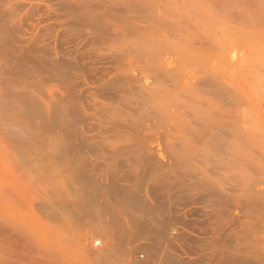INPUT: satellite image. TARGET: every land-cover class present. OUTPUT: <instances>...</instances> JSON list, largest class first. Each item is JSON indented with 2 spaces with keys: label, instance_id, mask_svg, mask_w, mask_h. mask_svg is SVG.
<instances>
[{
  "label": "bare ground",
  "instance_id": "bare-ground-1",
  "mask_svg": "<svg viewBox=\"0 0 264 264\" xmlns=\"http://www.w3.org/2000/svg\"><path fill=\"white\" fill-rule=\"evenodd\" d=\"M140 239L264 264V0H0V264Z\"/></svg>",
  "mask_w": 264,
  "mask_h": 264
},
{
  "label": "rangeland",
  "instance_id": "rangeland-1",
  "mask_svg": "<svg viewBox=\"0 0 264 264\" xmlns=\"http://www.w3.org/2000/svg\"><path fill=\"white\" fill-rule=\"evenodd\" d=\"M96 232H99V231H95V232H93L94 234L92 233L93 235L88 236V238L86 240L87 241V245L90 248H92V249H102L104 247V245H106V243H105L106 240L104 239V237L101 236L102 235L101 232H99V233H96ZM89 239H90V243H89ZM95 240H99L100 241V245L99 246H94L93 242ZM162 243H164V244H162ZM167 243H168V241H166V240L161 241L160 248L162 250H163V248L166 249L167 248L166 247V244ZM148 244H149V240H147V239H140V240H138L136 242L131 243L130 244L131 247H130V245L128 246V247H130V249H134L133 250L134 252H132V254L130 253V255H129V260H130V262L132 264H142L143 262H146V260L148 259V256H149L148 255L149 253H148V250H147ZM168 245H170V244H168ZM168 248L170 249V246ZM168 248L165 251L169 250ZM176 249H175L176 254L178 256L180 255L179 258H181V257L182 258H185L186 257V258H190V259L191 258L192 259L197 258V255H194L193 253L191 254V252L189 250H187L186 248H184V247L176 248ZM134 261H135V263H134ZM108 264H119V263L117 262V260H115L114 258H112L111 260H109V263Z\"/></svg>",
  "mask_w": 264,
  "mask_h": 264
},
{
  "label": "built area",
  "instance_id": "built-area-1",
  "mask_svg": "<svg viewBox=\"0 0 264 264\" xmlns=\"http://www.w3.org/2000/svg\"><path fill=\"white\" fill-rule=\"evenodd\" d=\"M93 244H94V246H99V245H100V241H99V240H95V241L93 242Z\"/></svg>",
  "mask_w": 264,
  "mask_h": 264
}]
</instances>
